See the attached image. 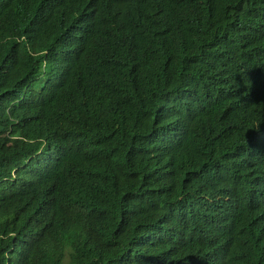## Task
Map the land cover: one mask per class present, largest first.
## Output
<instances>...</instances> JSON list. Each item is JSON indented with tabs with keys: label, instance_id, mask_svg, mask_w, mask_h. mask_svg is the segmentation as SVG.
I'll return each mask as SVG.
<instances>
[{
	"label": "trees",
	"instance_id": "trees-1",
	"mask_svg": "<svg viewBox=\"0 0 264 264\" xmlns=\"http://www.w3.org/2000/svg\"><path fill=\"white\" fill-rule=\"evenodd\" d=\"M15 17L50 58L43 86L0 104L3 140L17 137L35 199L13 212L0 204V264H62L67 254L71 264H264V0H26ZM117 33L128 47L112 57ZM15 38L0 32V48L27 52ZM81 119L101 145L86 131L77 147ZM194 148L235 178L230 201L190 206L195 229L226 226L199 236L232 244L220 250L178 227L145 245L166 188L172 200L189 195L174 183ZM4 162L17 163L8 152Z\"/></svg>",
	"mask_w": 264,
	"mask_h": 264
},
{
	"label": "clouds",
	"instance_id": "clouds-1",
	"mask_svg": "<svg viewBox=\"0 0 264 264\" xmlns=\"http://www.w3.org/2000/svg\"><path fill=\"white\" fill-rule=\"evenodd\" d=\"M25 1L26 0H0V32L15 31V40L20 43H25L28 47L27 52L20 50L19 47H13L16 48L13 50L4 47L0 48V104L22 102L24 96L23 87L36 89L45 84L43 78L46 63L49 62L50 58L48 44L37 42L30 37L15 17V13L23 7ZM44 1L50 4L58 0ZM127 47L128 46L125 45L124 41L117 33L112 57L118 56L125 51ZM24 56L35 58V60H41L43 65L40 68L26 65L21 61ZM140 79L132 85H126V91L131 92L136 90L140 85ZM92 97H95L94 92L92 93ZM122 107H124V115L126 108L128 109V113L125 115V122L130 123L133 119V104L130 103L127 105L125 103ZM81 121H83L85 129H82L79 135L77 147L87 142V139L83 137V133L86 131L89 138H96V142L101 145V134H98L96 128L89 125L85 120L81 119ZM8 134L9 132L4 131V125L0 121V195H2L0 197V204L10 212H13L20 209L21 206L30 205L35 199L30 200L32 191L29 186L30 179L21 172L22 169L27 167L25 154L12 144L17 137H10L9 141L4 142L3 139L8 137ZM198 145L200 147L207 146V144L202 143L200 139L198 140ZM61 148L67 152L64 146ZM194 149V157L190 172L182 181L174 183L177 189L189 195L177 200H172L170 190L166 188V193L169 194V196L165 200V214L161 220L156 238L147 237L145 245L153 242V240L164 239L170 232H176L178 227L186 229L196 241L201 239L202 241H208L211 245H214L219 240L218 238L213 236L200 237L199 234L226 230V226L216 230L211 229V227L201 230L195 229V218L190 206L195 207L198 205L201 208H210L211 206H218L222 202L230 201L231 197L227 185L234 183L235 178L224 163H220L216 160L219 157H214L213 154L204 152V150ZM4 152H8L11 156L15 157L17 163H2ZM59 160V156L54 157L53 164H57ZM232 170H234V168ZM40 171L41 170L38 168L37 173ZM171 177L172 179L174 178L173 173H171ZM65 188V186H60L56 189V192L59 193ZM172 219L178 222L175 224ZM231 244L232 242L228 239H220L218 247L220 250H225ZM140 248L141 244L138 243L136 249ZM161 248L169 249L173 247ZM67 257L69 259V264H71V258L68 254L66 259ZM147 264L165 263L156 260H148Z\"/></svg>",
	"mask_w": 264,
	"mask_h": 264
},
{
	"label": "rangeland",
	"instance_id": "rangeland-1",
	"mask_svg": "<svg viewBox=\"0 0 264 264\" xmlns=\"http://www.w3.org/2000/svg\"><path fill=\"white\" fill-rule=\"evenodd\" d=\"M64 264H69V259H68V257H67V259H66V261H65Z\"/></svg>",
	"mask_w": 264,
	"mask_h": 264
}]
</instances>
